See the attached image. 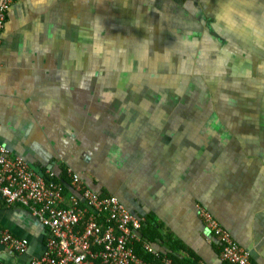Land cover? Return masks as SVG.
I'll use <instances>...</instances> for the list:
<instances>
[{
	"label": "crops",
	"instance_id": "1",
	"mask_svg": "<svg viewBox=\"0 0 264 264\" xmlns=\"http://www.w3.org/2000/svg\"><path fill=\"white\" fill-rule=\"evenodd\" d=\"M167 2L173 6L172 0H15L0 47V144L34 174H54L65 196L73 192L69 168L100 195L118 196L155 230L151 245L165 257L172 250L185 264L190 252L198 264H224L217 240L207 241L202 209L254 264H264V126L217 133L182 113L181 103L180 111L174 101L164 115L158 109L164 101L117 96L101 81L102 57L120 68L119 59L158 51ZM249 121L257 127L264 117ZM5 233L27 240V254L2 245ZM47 235L29 210L0 195L1 264L42 258Z\"/></svg>",
	"mask_w": 264,
	"mask_h": 264
},
{
	"label": "built area",
	"instance_id": "2",
	"mask_svg": "<svg viewBox=\"0 0 264 264\" xmlns=\"http://www.w3.org/2000/svg\"><path fill=\"white\" fill-rule=\"evenodd\" d=\"M15 0L0 6V47L7 16ZM73 192L54 174H34L22 158L0 144V195L9 206L25 208L47 230L46 253L28 264H173L149 242L140 230L144 219L134 215L116 195H100L90 189L72 168L67 170ZM207 241L217 240L224 264H254L249 252L205 210L199 209ZM1 244L18 255L28 252L27 240L3 234ZM140 245L154 261H144L134 249ZM1 264V263H0Z\"/></svg>",
	"mask_w": 264,
	"mask_h": 264
},
{
	"label": "rangeland",
	"instance_id": "3",
	"mask_svg": "<svg viewBox=\"0 0 264 264\" xmlns=\"http://www.w3.org/2000/svg\"><path fill=\"white\" fill-rule=\"evenodd\" d=\"M167 1H171V0H167ZM166 4H167V18H166V27H165L166 32L160 35L158 44H155V47L158 46L157 50L161 51L165 49V46H167L170 47L169 49H171L172 52H176V51L180 52L178 46H173L176 43L174 37L178 36L177 32L179 30L183 32L184 27L178 26L176 24V22L179 23V20L175 16L176 7H174L173 9L172 5H170L171 7L168 6V2ZM182 23L184 26L187 25L186 21L182 20ZM198 29L199 27L194 31V35L198 38L197 39L198 43L201 44V42L204 41L211 43L209 40L204 39V37L202 39L203 32L202 30L200 29L198 30ZM233 31L236 32L235 29ZM237 32L239 34L242 31L238 30ZM234 42H235L234 47H230L231 48L230 50L227 48L229 53L232 55L231 56L232 59L228 60L227 63L225 62L224 58H220V59L217 58L215 59V62L209 60L210 58L208 56L204 58L205 56L203 54V51L200 50V48H198V45L197 48H195L196 53L184 50V52H181V54H179L180 57L178 60L180 61V64H178L177 67L172 62H168L163 67H158L157 65L159 63L156 62V57L154 56L150 57V54L148 53L146 54V56L141 55L139 57H130V59L134 61L136 60L140 61V66L142 67L133 68L132 66H129V68L131 69L119 68V73L116 74L117 83L118 85L123 83V79L121 80L120 77L124 78L125 80H129L130 82L131 81L138 82L131 84H132V88H137L139 91L140 90L139 87L143 83H145L146 79L156 80L155 81L156 84L154 86L152 85L148 86L146 84L145 88L150 90L149 91L150 95L152 96L160 95L164 99L172 98V97L175 98V100H172L173 98L164 100V102L167 104L159 106L158 109H160V111H162V106L165 108V110L162 112L164 115L170 114V111L174 106L171 104L174 103V101L177 103L176 107H180L179 103H181L182 101L184 103L182 104L181 112L184 114L197 115L199 118V127H204L203 125L208 124L209 129H212L217 133L230 131L229 129L236 130L239 126H237V124L234 121H230L226 119V117L223 116L222 114L227 115V117L232 116L234 118L236 117L241 118L242 117L241 115H243L242 112L255 113L257 111H261V109L259 108V105L251 98H249L247 102L244 100L242 101V98L234 93L235 89L231 85L226 84L225 79L229 78L228 76L232 74L231 70L234 67H240L241 63L244 62L239 60L241 59L239 58L240 52L244 56L251 57V63L253 61H256L257 63L258 60L253 56V54L254 53L259 54L261 45H258L254 41L251 42V40L247 41L246 39H239V40H235ZM150 43L153 45L152 42ZM148 45L150 46V44ZM244 47L249 48L250 52H244L243 51ZM102 59L103 62H105L106 57H102L101 60ZM205 59L207 60L206 63L204 61ZM218 59L219 61H217ZM212 66L214 68H218V72L223 75L221 76L217 75V77L212 78L211 74H209V72L207 73V70H209L210 67ZM146 67L148 69L144 72ZM256 70L258 74L248 75L247 80L248 82H252L253 89L254 88L260 89V86H263L264 88V62L263 63L261 62L260 67L257 66ZM104 77H107L106 81L109 78V76L106 74L104 75ZM114 77L115 74L111 79H109V81H111ZM147 82L149 83V81ZM255 83L257 87L255 86ZM219 85L223 86L221 90H218L217 88V86ZM236 92L240 93L241 91H236ZM256 94L257 93L255 92L252 93V95H256ZM220 95L221 96L226 95L227 100L223 102L224 100ZM132 96L136 97L138 96V93H134ZM140 96L144 97L142 95H139L138 97ZM242 102L243 103L246 102L247 105L242 106ZM228 107H231L230 109L232 110L231 114L228 110H226L228 109ZM220 112H222V114ZM219 113L222 116H220ZM238 114H240V116ZM243 124L249 126V124L246 123ZM254 124L255 123H253L252 125ZM242 125L240 124V127L245 128V125L243 127ZM263 126H264L263 121L257 122L256 130L263 129ZM234 134L237 135L239 134V132L235 131Z\"/></svg>",
	"mask_w": 264,
	"mask_h": 264
},
{
	"label": "flooded vegetation",
	"instance_id": "4",
	"mask_svg": "<svg viewBox=\"0 0 264 264\" xmlns=\"http://www.w3.org/2000/svg\"><path fill=\"white\" fill-rule=\"evenodd\" d=\"M172 4L174 7H176V18L179 20V23L176 22L178 26H183L184 30L178 31V36L174 37L176 43L173 46H178L180 49V52H172L170 47L165 46L164 50L153 52L150 55L156 57V62L159 63L158 67L165 66L168 62H172L174 65L180 64L179 54L181 52L190 51L193 53L195 52V48H200V50L203 51L204 58L208 56L212 60V62H215V59L217 58H224L225 62L227 63L228 60L232 59L231 54L229 53L228 49L230 50V47L235 46V40L239 39H246L247 41H254L258 45H261V49L259 51V54L254 53L253 56L258 60L253 61L251 63V57L244 56L240 52L239 60L244 61L241 63L240 67H234L227 78L225 79L226 84L231 85L235 90L234 93L236 95H239L242 98V101H246L251 98L254 100L258 105L261 111H257L255 113L253 112H242L243 115H241V118H237L236 120L242 121L246 124H249V120H256L258 118L262 119L264 117V88L263 86H260V89L254 88L252 82H248L247 77L248 75L258 74L256 67H260L261 62H264V0H172ZM188 6V7H186ZM172 13V12H171ZM183 21L187 22V25L184 26ZM181 22V23H180ZM188 27V28H187ZM199 27L200 30L203 32L202 39L209 40L211 43H208L206 41L201 42V44L198 43L197 37L194 35L195 29ZM222 30H221V28ZM177 28V26H176ZM235 29L236 32L233 30ZM198 29V30H199ZM238 30H241L242 32L238 34ZM225 34H224V33ZM189 43V44H188ZM158 44V43H157ZM189 47V48H187ZM263 47V48H262ZM228 48V49H227ZM244 52H250L249 48L244 47ZM150 56V57H151ZM219 59L217 61H219ZM120 61V68H129L130 63L133 62L134 65L133 68L136 67H142L140 66V61H131L130 58H122ZM205 63L207 60H204ZM137 62V63H136ZM114 63V58L107 57L105 62L103 64H106V67L103 66V73L101 74V81L110 83L113 85L114 90L116 91L115 94L118 96L120 93L123 95H128L129 97H134L131 94H128L126 90L132 88L133 82L129 80L123 79V83L118 85L117 83V73H119V66L116 67H110L109 65H112ZM211 66V65H210ZM214 66V64H213ZM210 67L209 70H207V73L211 74L212 78H215L218 76H221L223 74H220L218 72V68ZM112 69V70H111ZM148 68L146 67L144 72ZM177 69V68H176ZM108 72V73H107ZM110 72V73H109ZM157 72V71H156ZM108 75L109 78L106 81L107 77H104V75ZM115 74V77L109 81ZM119 77V76H118ZM224 77V76H222ZM256 78V77H255ZM104 79V80H103ZM149 81V83L147 82ZM156 80L153 79H146L145 83H143L139 88L141 89L139 95L144 96L149 100L159 101L163 102L167 99L172 98H162L160 95H150L149 91L146 87V84L154 86L156 84ZM132 83V84H131ZM257 83V82H256ZM255 83V86H256ZM130 84V85H128ZM121 90L119 92V90ZM223 86H217L218 90H221ZM257 87V86H256ZM253 90V91H251ZM236 91H241L236 92ZM257 93L256 95H252V93ZM142 93V94H141ZM137 95V94H136ZM138 96L134 97L137 98ZM221 96V95H220ZM115 97V96H114ZM223 98V102L226 100V95L221 96ZM133 98V99H134ZM138 98H141L138 97ZM177 99V98H176ZM172 100H175L173 98ZM242 102V106L247 105V103ZM184 102L181 101V106ZM176 106H174L175 108ZM180 111V107H177V111ZM226 109V108H225ZM231 107H228V110L230 112ZM222 114V112H220ZM220 116H225L226 119L228 118L225 114H220ZM231 113V112H230ZM217 114V113H216ZM218 115V114H217ZM240 116V114H238ZM230 119V118H228ZM242 125V124H241ZM245 124L242 125V127ZM229 129V128H228ZM242 130H253L256 129L254 125L246 126L245 128H237ZM230 131L234 132L236 130L229 129Z\"/></svg>",
	"mask_w": 264,
	"mask_h": 264
},
{
	"label": "trees",
	"instance_id": "5",
	"mask_svg": "<svg viewBox=\"0 0 264 264\" xmlns=\"http://www.w3.org/2000/svg\"><path fill=\"white\" fill-rule=\"evenodd\" d=\"M103 196H105V195H103ZM150 226L151 225L147 221L145 223H143L142 231H141L142 238H143V240L149 242L150 244H152V243L155 244L158 241L157 240L158 236H157V233L155 232V230H153ZM134 251L144 261L152 260L150 255H147V254H144L141 252L140 245H136ZM187 254L189 256L188 258L190 261H188V263H185V264H198V261H196V258H194L193 255L190 254V252H187ZM166 256H167L166 258L171 260L173 264H181L180 262H178V260L174 256V252L172 250L169 253H167Z\"/></svg>",
	"mask_w": 264,
	"mask_h": 264
},
{
	"label": "water",
	"instance_id": "6",
	"mask_svg": "<svg viewBox=\"0 0 264 264\" xmlns=\"http://www.w3.org/2000/svg\"><path fill=\"white\" fill-rule=\"evenodd\" d=\"M3 1L4 0H0V6H1V4L3 3ZM227 100V99H226ZM232 110H230V112H231ZM231 114V113H230ZM228 118H230V119H228ZM227 119L228 120H230V121H234L236 124H237V126H239V128H240V124H243L244 122H242V121H239V120H236L237 118H234V117H232V116H229ZM238 122V123H237ZM250 123H252V121H249V124ZM254 123V122H253ZM252 123V124H253ZM42 176V175H41Z\"/></svg>",
	"mask_w": 264,
	"mask_h": 264
}]
</instances>
